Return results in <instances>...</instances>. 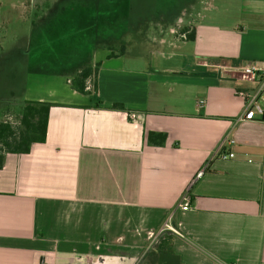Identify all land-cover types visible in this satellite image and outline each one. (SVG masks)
Masks as SVG:
<instances>
[{"label": "crops", "instance_id": "0c3cea01", "mask_svg": "<svg viewBox=\"0 0 264 264\" xmlns=\"http://www.w3.org/2000/svg\"><path fill=\"white\" fill-rule=\"evenodd\" d=\"M188 1L173 20L195 39L160 52L157 73L135 61L141 51L132 63L126 45L111 58L102 47L97 93L72 89L71 77L54 99L48 78V95L41 85L22 100L54 106L44 143L5 154L0 264H264V116L244 119L238 95L261 85L244 68L264 65V0ZM6 20L0 13V32ZM34 50L27 40L19 63ZM24 80H0V112ZM149 132L166 133L165 144H148ZM170 216L179 234L156 251L152 234Z\"/></svg>", "mask_w": 264, "mask_h": 264}, {"label": "rangeland", "instance_id": "374dc122", "mask_svg": "<svg viewBox=\"0 0 264 264\" xmlns=\"http://www.w3.org/2000/svg\"><path fill=\"white\" fill-rule=\"evenodd\" d=\"M187 3L188 0H0V13L7 19L0 32V53L5 54L0 57V80L4 84L10 75L23 77L27 85L24 91L20 87L15 102L2 106L0 121L17 124L26 100L22 105L21 102L35 94L33 87L42 85L41 93L48 95V78L55 80L50 88L59 91L52 98L69 91L64 88L66 79L75 76L78 68L94 67L93 62L104 54L102 47L110 54L124 44L129 52L128 62L141 59L143 65L154 66L157 73L155 58L160 52L179 53L178 45L185 47L183 51L190 47L180 39L181 28L175 27L173 20L180 4ZM171 28L177 32L171 33ZM159 36L178 42L175 47H158L153 40ZM27 40H31L35 50L26 65L19 63L18 57ZM135 51H141V58L134 55ZM25 67L28 71L24 75L21 68ZM169 231L154 242L156 251L163 250L161 245L167 241Z\"/></svg>", "mask_w": 264, "mask_h": 264}, {"label": "trees", "instance_id": "16d2710c", "mask_svg": "<svg viewBox=\"0 0 264 264\" xmlns=\"http://www.w3.org/2000/svg\"><path fill=\"white\" fill-rule=\"evenodd\" d=\"M181 35H185V40L195 39V30L183 28ZM125 48L121 47L120 53H124ZM111 52L108 57H114ZM101 62L93 66L82 67L68 83L77 92L87 95L98 91L97 74ZM53 103L45 101L26 100L23 103L18 118V123L10 121H0V170L3 168L6 153L27 154L34 144L46 141L49 114ZM116 108H123V105L116 104ZM167 140L166 133L149 132L147 141L150 145L162 146Z\"/></svg>", "mask_w": 264, "mask_h": 264}, {"label": "built area", "instance_id": "2783aa9c", "mask_svg": "<svg viewBox=\"0 0 264 264\" xmlns=\"http://www.w3.org/2000/svg\"><path fill=\"white\" fill-rule=\"evenodd\" d=\"M244 74H246L250 79L252 80H258L261 82V85L254 89V90H248V91H240L238 92V95L241 96L244 99L246 111L244 114V119L253 120L257 117H263L264 116V65H259L256 63H249L244 68ZM127 118L128 120L137 123L140 119V115L136 112H127ZM230 143H233L231 141ZM225 159H231L235 157L234 152L224 153L221 155ZM205 170V167L200 171V175ZM172 216L169 217L168 221L165 223V225L156 233L152 234V240L153 243L156 242L159 238V235L167 230H171L175 233L179 232L172 227L171 223ZM41 264H47L46 262H42Z\"/></svg>", "mask_w": 264, "mask_h": 264}]
</instances>
